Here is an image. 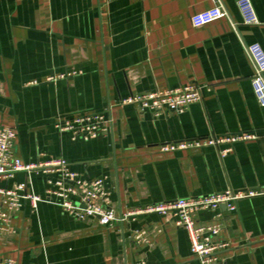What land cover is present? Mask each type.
Returning <instances> with one entry per match:
<instances>
[{
	"label": "crops",
	"instance_id": "1",
	"mask_svg": "<svg viewBox=\"0 0 264 264\" xmlns=\"http://www.w3.org/2000/svg\"><path fill=\"white\" fill-rule=\"evenodd\" d=\"M220 2L226 16L195 27L191 18ZM0 0V127L14 129L25 164L62 159L82 180L105 178L116 216L176 199L254 191L220 214L230 245L219 264H264V107L257 103L245 47L264 52V0ZM193 85L201 101L160 115L123 103ZM86 114L110 116L106 135L72 140L58 125ZM242 133L253 141L163 153V146ZM231 149L222 158L219 152ZM53 178H57L53 175ZM47 177L18 173L0 188L26 184L45 196ZM173 213H141L102 228L55 205L26 203L0 237V258L18 264H196Z\"/></svg>",
	"mask_w": 264,
	"mask_h": 264
},
{
	"label": "built area",
	"instance_id": "2",
	"mask_svg": "<svg viewBox=\"0 0 264 264\" xmlns=\"http://www.w3.org/2000/svg\"><path fill=\"white\" fill-rule=\"evenodd\" d=\"M217 4L215 8L192 17L191 22L193 25L201 27L226 16V12L219 1H217ZM237 4L245 25L252 26L259 23L249 0H237ZM245 53L248 55L254 71L251 78V87L257 103L264 107V52L259 44L253 43V45L245 47ZM200 101L201 92L199 88L188 85L166 91L155 89L152 92L130 97L124 100L123 103L137 104L142 111L149 110L152 114L158 116L164 111L183 114L189 105ZM109 122V115L86 114L75 118L68 124L58 125L57 127L60 133L70 132L72 140L85 141L106 135L109 130ZM257 137L256 134L242 133L221 138H207L204 141L170 144V146H163L161 151L169 153L204 146L219 147L221 144L253 141ZM16 139L17 134L14 129L0 127V180H9L21 172L27 176L42 173L48 178L46 182L48 189L45 196L42 197L28 192L26 184H20L15 189L0 188V237L14 231L11 227L13 216L26 203H29L33 210H36L39 203L55 205L77 220L94 218L102 228L119 225L125 219L141 213H157L159 215L173 213L176 218L175 225L184 228L188 233L196 264H219L218 255L230 245L225 240L213 241L214 238H219L225 230L221 216L216 214L206 226H197L195 225L194 214L206 210L216 213L220 209L219 207L223 205L228 211L235 212L237 210L236 204L241 199L252 198L259 194L257 191L234 192L226 190L223 193L209 194L204 197L176 199L159 203L155 206L116 216L110 207V194L105 186V178L82 180L71 169V165L62 159L52 160V162L25 164L17 157ZM229 151L231 149L223 150L219 152V156L222 158ZM53 175L57 178H53ZM0 264L18 263L11 258L3 257L0 258Z\"/></svg>",
	"mask_w": 264,
	"mask_h": 264
}]
</instances>
